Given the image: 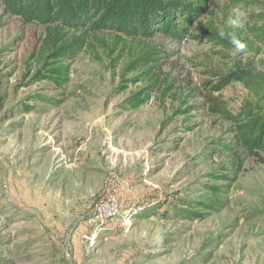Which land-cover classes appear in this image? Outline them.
Wrapping results in <instances>:
<instances>
[{
	"label": "rangeland",
	"instance_id": "374dc122",
	"mask_svg": "<svg viewBox=\"0 0 264 264\" xmlns=\"http://www.w3.org/2000/svg\"><path fill=\"white\" fill-rule=\"evenodd\" d=\"M207 5L182 39L88 34L62 59L59 84L46 77L57 58L50 27L0 0V264H264V152L227 150L234 125L203 95L235 65L264 73L251 30L264 27L254 20L264 0ZM236 6L247 12L235 30L247 47L233 57L218 33L233 31ZM83 32L61 29L70 40ZM147 47L163 51L160 84L134 107L150 79L129 63ZM214 95L232 114L264 108L241 82ZM114 191L120 213L95 221Z\"/></svg>",
	"mask_w": 264,
	"mask_h": 264
},
{
	"label": "trees",
	"instance_id": "16d2710c",
	"mask_svg": "<svg viewBox=\"0 0 264 264\" xmlns=\"http://www.w3.org/2000/svg\"><path fill=\"white\" fill-rule=\"evenodd\" d=\"M209 1L3 0L7 10L21 16L25 23H39L50 27L46 44L53 47L57 58L51 62L52 66L46 77L59 84L68 79L69 73V66L62 64V59L75 58L87 43L88 34L110 30L127 37L142 39L152 38L161 32L182 39L193 23L205 13ZM254 18L258 21L264 16L255 15ZM53 25L55 27L51 28ZM64 27L84 32L70 40L66 34H61ZM251 30L257 31L255 36L264 42V27ZM163 55L162 50L147 47L129 63L132 70L143 67L142 73L150 79L149 86L139 91L134 96L135 100L130 102L134 107L147 100L152 88L160 84L159 74H155V70L160 67ZM234 81L243 83L251 94L264 97V73L249 65H235L230 72L220 74L219 80L211 85L209 93L203 95L207 98L212 112L218 113L234 125L231 130L233 142L226 146L227 150L233 152L235 149H243L250 154L264 152V108L256 109L250 102L244 110L232 114L223 97L214 95V92H222Z\"/></svg>",
	"mask_w": 264,
	"mask_h": 264
},
{
	"label": "clouds",
	"instance_id": "9594fccd",
	"mask_svg": "<svg viewBox=\"0 0 264 264\" xmlns=\"http://www.w3.org/2000/svg\"><path fill=\"white\" fill-rule=\"evenodd\" d=\"M246 21L247 12L241 6H236L231 9V13L227 20V27L233 31L221 30L218 33L222 39H228L229 43L232 45L231 55L233 57L245 52L246 50V43L241 41L235 35V30L243 29Z\"/></svg>",
	"mask_w": 264,
	"mask_h": 264
},
{
	"label": "built area",
	"instance_id": "2783aa9c",
	"mask_svg": "<svg viewBox=\"0 0 264 264\" xmlns=\"http://www.w3.org/2000/svg\"><path fill=\"white\" fill-rule=\"evenodd\" d=\"M116 190V189H115ZM121 211V203L115 191L104 195L95 206L94 220L105 222L116 217Z\"/></svg>",
	"mask_w": 264,
	"mask_h": 264
}]
</instances>
